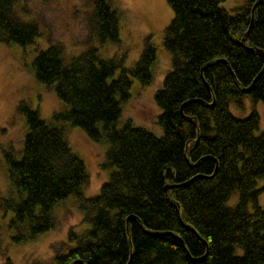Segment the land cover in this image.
Here are the masks:
<instances>
[{
  "label": "trees",
  "instance_id": "trees-1",
  "mask_svg": "<svg viewBox=\"0 0 264 264\" xmlns=\"http://www.w3.org/2000/svg\"><path fill=\"white\" fill-rule=\"evenodd\" d=\"M167 1L173 17L163 44L171 69L155 94L162 136L132 121L118 127L132 76L152 81L151 38L134 68L124 57L103 58L96 45L66 64L61 44L52 43L33 61L37 80L68 105L54 119L108 141L112 168L100 192L85 196L87 166L64 128L20 103L28 126L24 146L19 157L12 149L4 153L17 199H4L2 208L13 210L12 225L34 238L55 226V206L75 196L87 224L82 233L70 230L75 245L49 264H264V184L258 185L264 132L255 133L256 109L239 117L230 108L246 97L264 102V0H247L233 12L221 5L225 0ZM17 2L0 0V41L25 47L41 30L19 17ZM89 24L101 44L120 42L112 0L93 1ZM167 184L177 185L166 191ZM237 192L238 202L229 206ZM15 239L27 236L19 232Z\"/></svg>",
  "mask_w": 264,
  "mask_h": 264
},
{
  "label": "rangeland",
  "instance_id": "rangeland-1",
  "mask_svg": "<svg viewBox=\"0 0 264 264\" xmlns=\"http://www.w3.org/2000/svg\"><path fill=\"white\" fill-rule=\"evenodd\" d=\"M94 0H18L16 11L20 18L36 21L41 35L35 43L22 45L0 41V264H37L52 263L59 252H66L75 245L69 239V232L85 231L84 214L75 196L60 201L54 208L55 226L34 238L22 227L18 230L12 225L13 210L2 208L4 199L14 196L16 188L8 178V167L4 158L5 151L12 149L16 156L23 149L28 131L25 114L19 110L25 102L49 123H56L65 130L66 138L72 150L86 163L89 180L82 191L85 196H94L101 186L109 180L112 168L106 166V153L109 143L106 140L96 142L79 126L70 121H56L54 114L68 109L52 87L37 80L33 61L40 49L49 44L59 43L63 48L66 64L82 51L96 45L103 58L124 57L126 67L134 68L139 61L146 41L157 48V59L152 66L153 76L149 84H143L132 76L130 97L122 102L123 114L118 122L121 128L128 121L142 126L158 136L164 134L159 124L162 109L155 101L156 92L162 87L166 74L171 69V53L163 44L164 30L173 17V11L167 0H112L113 8L120 16V42L101 44L94 35L89 17ZM247 0H225L221 5L233 12ZM120 70L115 74L118 76ZM232 112L239 117L248 115L256 109L260 115V127L255 132H264V102H252L246 97L243 106L230 102ZM264 179L258 180L262 186ZM239 193H235L227 202L235 205ZM264 206V193L259 196ZM252 210V204L249 206ZM22 232L27 239L17 240ZM240 252V249L238 250Z\"/></svg>",
  "mask_w": 264,
  "mask_h": 264
},
{
  "label": "water",
  "instance_id": "water-1",
  "mask_svg": "<svg viewBox=\"0 0 264 264\" xmlns=\"http://www.w3.org/2000/svg\"><path fill=\"white\" fill-rule=\"evenodd\" d=\"M253 21H254V15L252 16V22H251V25H252V23H253ZM251 27V26H250ZM198 177V175L197 176H195L194 178H192L191 180H189L188 182H191V181H193L195 178H197ZM188 182H186V183H188ZM177 184H167L166 186H165V190L167 191L169 188H172V187H174V186H176Z\"/></svg>",
  "mask_w": 264,
  "mask_h": 264
}]
</instances>
